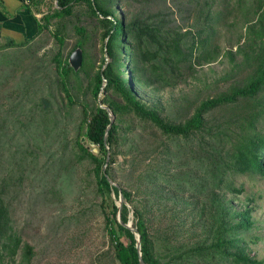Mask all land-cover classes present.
<instances>
[{"label": "rangeland", "instance_id": "rangeland-1", "mask_svg": "<svg viewBox=\"0 0 264 264\" xmlns=\"http://www.w3.org/2000/svg\"><path fill=\"white\" fill-rule=\"evenodd\" d=\"M254 1L107 0L106 7L113 8L128 23L143 18L151 21L154 16L164 29L176 26L183 35L185 54L186 47L201 38L198 31L204 25L203 35L209 38L205 52L211 55L197 58L205 53L196 48L180 75L172 78L173 84L164 85L163 76H172L164 73L163 59L153 56L155 43L137 42L128 29L124 35H118L117 57L124 80L133 86L126 69L129 66L132 70V61L139 78L149 83L133 86L141 100L155 105L170 122L185 121L203 100L245 82V78L239 80L243 75L240 67L253 61L252 48L248 47L249 24L259 22L258 13L252 12ZM205 2L211 16L203 24L199 14L201 8L206 9ZM40 4L45 11L43 16L40 13L44 24V14L51 13L56 5L54 0H41ZM70 5L71 14L51 18L48 26L30 36L28 42H0V189L9 203L15 228L22 240L33 246L31 264H120L107 231L94 162L80 152L76 142L81 134L84 107L92 112L97 103H104L106 94L122 101L112 88L106 91L103 87L98 98L93 93L96 73L104 70L105 61H111L105 47L109 24L103 17H112L95 14L85 2ZM245 19L253 21L246 25ZM80 27L83 30H78ZM78 44L82 49L81 64L75 69L69 60L72 69L63 72L58 61L66 64ZM246 49L249 58L245 56ZM62 79L66 80L72 101L62 88ZM237 104L208 110L205 116L212 131L188 138L165 135L131 111L114 113L120 135L112 148L116 152L109 172L112 176L106 174L114 182L111 184L119 187L123 204L129 207V218L123 222L120 194L117 198L112 192L118 207L116 218L123 225L131 220L132 226L137 227L138 210L152 234L154 251L168 264H235L234 256L228 253L204 259L185 257L182 262L175 261L174 256L178 245L205 236L209 242L215 240L211 233H205L209 222L200 215L202 202L210 191V175L201 159L211 143L229 159L232 144L238 142L235 133L239 129L235 127L226 132L228 135L220 136L216 131L231 121L232 107ZM256 129L264 133V118L256 123ZM97 146L91 144L94 152H98ZM106 146L104 171L110 163L108 152L111 156L107 143ZM231 175L222 182V190L217 191L233 200L232 213L245 211V205L250 204L254 223L249 225L250 236L243 231L242 243H247L245 250L251 256L264 258V174L249 171ZM228 184L241 187L242 191H232ZM122 188L131 192V201L126 200ZM106 209L112 210L109 206ZM121 239L129 241L126 234ZM21 257L19 250L13 264Z\"/></svg>", "mask_w": 264, "mask_h": 264}, {"label": "trees", "instance_id": "trees-1", "mask_svg": "<svg viewBox=\"0 0 264 264\" xmlns=\"http://www.w3.org/2000/svg\"><path fill=\"white\" fill-rule=\"evenodd\" d=\"M33 0H28L31 3ZM35 1V0H34ZM85 2L89 4L92 11L95 14L101 13L104 16L111 15L112 18H105L104 22L109 24V27L105 34H108V41L105 44L106 53L111 57V61L106 62L103 71H98L95 76V82L93 85V93L98 98L100 93H103L102 85L105 83L103 78H106V85L104 89L112 88L122 99V101H115L110 99L106 94L103 98V102H108V107L111 108L113 113L118 110L131 111L138 117L150 121L154 124L163 134L190 137L195 134H204V132H211L205 113L213 107L218 105H225L228 103L238 104L234 107V115L228 123L220 125L216 134L218 136L228 135L226 132L231 131L233 128L238 127V133H235L238 142L232 144V153L229 155V159L224 158L219 148H215L211 144L204 151V157L201 159L206 166V173L210 175V191L209 197L202 202L200 209V215L203 220L208 221V228L205 230L214 236V242H209L208 237H204L202 240L194 241L189 244H182L175 247V251L178 252L174 256L175 261H181L185 257L202 258L214 257V255H224L228 253L229 256H234L233 263L235 264H264V258L253 257L245 250L246 242L242 243L243 231H249V225L254 223L251 218V206L245 205V211L238 213L231 212V206L233 200L226 198L225 193L220 194L217 190H222V182L225 178L234 173L245 174L249 171L264 174V133L256 129V123L261 118H264V0H255L254 7L252 9L253 15L257 14V21L249 24L248 29V47L252 48L253 61L241 66L242 76L239 80L245 78V82L242 84H233L229 91L222 92L213 98H207L199 103L192 115L183 122H170L165 119L158 111L155 105H148L142 101L138 96V90L134 88L135 84L148 86L149 83L144 82L138 76V70L133 68L131 61L129 66L126 67L127 72L132 76L133 86H129L124 80L120 71V60L117 57L118 51V35H124L126 30H132L131 35L138 39L139 43L147 41V43H155V52L153 56L159 55L164 62V73H170L172 77L162 78L164 85H172L173 77L180 75L182 66L186 60L191 56L193 51L197 48L199 51H203L205 54L200 53L197 58L208 57L209 53L205 52L208 36L204 37L205 25L203 29L198 31V35H202L197 41L186 47V54L182 44V33H180L176 26L165 28L159 22L151 16L152 20L136 19L131 23L126 22L122 17H118L115 10L106 7L107 0H58V7L55 6L54 10L50 13L44 14V20L46 22L41 25L39 31L46 28L51 18H60L65 15H69L72 12L70 3ZM55 3V0H54ZM206 9L201 8L199 18H202V23L211 16L210 7L207 2L204 3ZM219 15V14H218ZM247 19V16H246ZM245 19V20H246ZM205 20V21H203ZM253 21L246 20V25ZM164 29V32H163ZM83 30V28H78ZM58 39L62 41V37L56 34ZM129 35V38L131 37ZM80 44H78L79 46ZM256 45V46H255ZM76 45V48L78 47ZM248 49V48H247ZM245 51V56L250 57L248 51ZM214 56H211V59ZM58 59V57H57ZM64 64L61 60L58 61L57 66L60 67L63 72H67L72 69L69 65V59ZM244 63V62H243ZM191 65V64H190ZM126 66V64H124ZM193 70V67H189ZM132 71V72H131ZM246 71L248 75L246 76ZM164 74V75H165ZM62 88L64 89L69 100L72 98L69 94V89L66 80L61 81ZM102 102L96 104L92 112H88L86 107L83 108V119L81 123V134L77 137V145L80 152L83 155L91 158L94 162L93 171L95 172V179L97 184V190L102 195V207L104 208L105 222L107 231L110 234L111 240L114 243L115 256L120 264H141L139 260L138 250L135 246L134 233L126 226L121 224L117 218L116 213L118 207L115 203L114 195L118 198L120 194L119 187L112 185L108 179V175H111V164L115 161V150L112 148L119 140V125L113 123L109 128L107 145L110 147L111 156L109 166L106 171L103 170V164L106 161V153L108 151L106 143L104 141V135L108 125L110 123V115L106 108L101 106ZM103 103V104H104ZM225 129V130H223ZM215 134V135H216ZM91 144L98 145V152L92 150ZM212 145V146H211ZM205 159V160H204ZM143 173V172H142ZM112 176V175H111ZM145 178L148 174L144 175ZM228 187L235 192H241L242 188L228 184ZM122 193L126 200L131 201V192L122 188ZM109 206L112 210H107ZM106 209V210H105ZM129 207L127 204H123L121 218L123 222L128 220L127 212ZM137 216V228L141 237V252L142 258L149 264H168L161 259V255L154 251L153 241L151 240L152 234L148 232V226L145 223V219L141 216V213L136 210ZM237 219L236 223H233V219ZM204 223V222H203ZM206 223H204L205 225ZM126 234L129 238L128 242L121 239V235ZM206 235V234H204ZM247 236H250L249 232ZM241 243V244H240ZM234 249V250H231ZM22 251L21 260L17 264H31V259L34 254L33 246L22 240L20 233L15 228L12 220L9 208V203L5 198L4 191L0 189V264H13L16 261V255L18 251ZM174 261V262H175ZM173 262V263H174Z\"/></svg>", "mask_w": 264, "mask_h": 264}, {"label": "crops", "instance_id": "crops-1", "mask_svg": "<svg viewBox=\"0 0 264 264\" xmlns=\"http://www.w3.org/2000/svg\"><path fill=\"white\" fill-rule=\"evenodd\" d=\"M40 1L0 0V42L20 45L39 31L43 24L40 13L43 16L45 12L39 6L42 4Z\"/></svg>", "mask_w": 264, "mask_h": 264}, {"label": "water", "instance_id": "water-1", "mask_svg": "<svg viewBox=\"0 0 264 264\" xmlns=\"http://www.w3.org/2000/svg\"><path fill=\"white\" fill-rule=\"evenodd\" d=\"M56 3H58V0H55ZM70 63L71 65L76 69L82 62V50L81 48H76L70 55ZM105 68V67H104ZM103 71V69H102ZM106 81V78L104 79ZM107 82V81H106ZM106 82L102 85V89L103 87L105 86ZM101 89V90H102ZM101 94V93H100ZM99 94V95H100ZM104 106L108 112H109V115H110V123L108 125V128L106 129V132H105V135H104V141L107 142V137H108V132H109V128L110 126L112 125L113 121H114V118H115V115L114 113L112 112L111 108H109L108 106L106 105H102ZM109 157H110V152H108L107 154V161L109 160ZM111 183H114L112 181H110ZM120 201L121 203L123 204V196L121 195L120 193ZM125 226L129 227L131 229V231L134 233V236H135V246L138 250V254H139V260L141 262V264H149L148 262H146L143 258H142V252H141V238H140V233L137 231V227H134L132 226V221L130 220L129 223L127 224H124Z\"/></svg>", "mask_w": 264, "mask_h": 264}, {"label": "bare ground", "instance_id": "bare-ground-1", "mask_svg": "<svg viewBox=\"0 0 264 264\" xmlns=\"http://www.w3.org/2000/svg\"><path fill=\"white\" fill-rule=\"evenodd\" d=\"M26 1H27V0H26ZM55 5H56L57 7L59 6L58 3H56V2H55ZM77 48H81V47L78 46ZM75 49H76V48H75ZM75 49H74V50H75ZM74 50H73V51H74ZM81 50H82V49H81ZM73 51H72V52H73ZM82 59H83V56H82ZM105 66H106V64H105ZM105 85H106V84H105ZM102 105H106V104L101 103V106H102ZM106 106H107V105H106ZM102 107H104V106H102ZM104 108H105V107H104ZM112 112H113V111H112ZM113 123H114V121H113ZM113 123H112V124H113ZM111 126H112V125H111ZM111 126H110V127H111ZM137 230H138V229H137ZM140 238H141V237H140Z\"/></svg>", "mask_w": 264, "mask_h": 264}]
</instances>
